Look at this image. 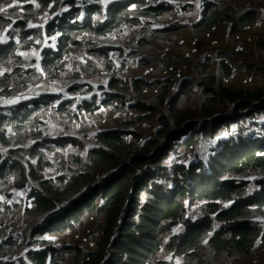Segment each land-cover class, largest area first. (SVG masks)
Returning a JSON list of instances; mask_svg holds the SVG:
<instances>
[{"label": "trees", "instance_id": "1", "mask_svg": "<svg viewBox=\"0 0 264 264\" xmlns=\"http://www.w3.org/2000/svg\"><path fill=\"white\" fill-rule=\"evenodd\" d=\"M239 1L203 0L200 4L199 0H180L174 6V0L161 4L147 0H0L1 6L19 2L23 3L21 9L47 11L51 16L44 35L50 40L43 38L32 66L27 67L26 63L25 69L18 65L22 58L12 41L0 44V91L26 88L43 78L55 84L62 79L61 83L66 84L60 95L45 94L59 97L56 103L42 101L43 94L32 99L23 96L15 105L23 104L28 114L0 117V196H5L0 202V237L5 226L17 230L16 235L0 238V264H168L157 256L161 249L177 255L179 264H247L256 258L254 244L258 238L264 251V223L262 232H258L264 217V133L260 132L264 122L258 124V130H252L254 135L242 136L245 124L257 123L250 120L251 111L238 113L247 105L264 106V101L258 102L264 96V30L254 46L244 50L257 55L250 58L247 70L260 77L252 89L227 85L235 67L228 56L220 55L215 64L209 56L200 58L193 63L191 75L176 77L168 72V67L165 72L158 71L161 66L178 62L173 48L163 55V61H157L148 76L127 82L117 76L124 64L116 67L109 52L114 48L112 44H122L109 33L124 24L128 28L145 24L146 36L138 40L144 48L151 49L155 40L174 42L183 32L180 27L187 26V21L181 22L190 9L200 10L194 23L195 35L219 23L222 17L233 23L224 28L230 34H238L257 19L256 8L249 5L239 6L242 9L235 17ZM258 4L264 7V0H258ZM179 7L184 15L169 23L168 15ZM17 9L9 5L8 15H0V34L13 20L15 28L23 29L28 24ZM140 17L153 20L142 21ZM191 27L192 23L188 28ZM21 34L25 37L27 31L22 30ZM53 34L58 35L56 40L51 39ZM34 46V41L27 39L22 49ZM116 48L122 50L120 46ZM84 61L87 72H77L75 69ZM100 66L113 70L115 75L82 77L95 75ZM68 73L70 79L65 77ZM97 79L104 90L99 94L101 103L94 91ZM152 89L158 101L154 107L142 100L143 94ZM111 94L120 98H115L105 111L102 95ZM117 107L130 110L128 120L138 117L139 122L158 112L155 122L159 139L128 131L120 122L108 129L85 126L88 117L105 119ZM160 107L162 111H158ZM139 110L148 113L139 115ZM220 112L229 113L215 117L209 125L199 124L200 117L211 118ZM46 114H51L63 128L60 137H56V132L45 133L62 147L49 152L59 158L67 146L77 149L76 153H67L68 162L58 173L45 174L46 168L51 167L48 152L43 155L33 148L20 150L25 140L41 137L39 124L43 122L46 128L47 123L39 118ZM8 126L15 130V137L5 135ZM222 126L227 130L217 140L216 153L207 166L209 172L204 161L195 160L188 167L175 164L172 177H166L170 184L157 182L158 165L176 144L178 135L190 134L184 142L188 145L196 139L198 129L208 142L220 133ZM151 130L147 129L149 133ZM2 149L17 158L7 164ZM257 171V188L247 194L244 179ZM15 190H25L24 196L15 200ZM195 204L202 206L203 217L193 221L186 218V205ZM22 215L26 219H21ZM92 220L99 229L96 239L86 242L78 237L73 244L74 238L69 235H78ZM175 223H182L183 234L170 235L163 245L162 235L169 233ZM58 242L64 243L58 246Z\"/></svg>", "mask_w": 264, "mask_h": 264}, {"label": "rangeland", "instance_id": "2", "mask_svg": "<svg viewBox=\"0 0 264 264\" xmlns=\"http://www.w3.org/2000/svg\"><path fill=\"white\" fill-rule=\"evenodd\" d=\"M180 0H174V6L178 3ZM188 1H197V0H188ZM243 0H240L238 4L236 5V12H235V17L239 15V12L241 11L242 7H239V3L242 2ZM249 3H258V0H248ZM23 3L19 2H12L9 5H15L18 7V11L21 13L20 18L23 20H28V24L22 29L21 27L15 28L14 27V22L8 24L7 26L4 27L3 32L0 34V44L1 43H8L12 41L18 48L15 50L18 54L21 55L22 62L21 64H18L22 66L23 68L26 69L23 65H25L27 62L30 63L32 66L34 64V60L38 58L40 50H36L40 48L43 38L44 41L47 40V37L45 35L46 33V27L48 24H51V16L50 13L47 11L41 12V11H36L35 9L33 10H24L21 9ZM1 6L0 5V15H8L6 8L9 6ZM200 10L193 11L190 9L188 11V14L185 16V18L182 20L181 23L184 21H187L188 23H192V27L188 28L187 26L180 27L181 30L184 32L185 30H188L192 34V39L190 43V47L184 50H174V55L178 58L183 59V64L185 66V75H191L192 74V65L193 63L205 56H209L212 59V63L215 64L218 61V58H220V55L223 57H229V60L232 59V63H234V72L235 76L231 79L228 80L227 85L230 87H236V88H245V89H252L256 85L259 84V75L258 74H250L249 77L243 76L245 71L249 69V65H251V59L257 58L256 54H249V51H244L245 49H248L252 46V43L254 42L253 35L251 32H244L241 33L239 36L235 37L233 34H230L227 29H225L223 26V22L226 18L222 17L221 21L219 22L221 25V28H211L209 30H206L198 35H195L193 32V28L196 24H194L199 15ZM142 21H147V20H153L150 17H140ZM233 24V23H232ZM183 26V24H180ZM27 31V36L23 37L21 34V31ZM57 34H53L51 36V39H56ZM27 39H32L35 43L36 46L28 49V50H23L22 46L24 45V42ZM105 41V39L103 38ZM240 47V48H238ZM243 48V49H242ZM95 57V56H94ZM245 59L248 62H242L240 60ZM242 63H245V65H241ZM254 63V62H253ZM176 63H170L166 66H161L158 71L160 72H165L167 70V67L174 65ZM260 64L263 67V64L260 61ZM86 62H82L79 66V68L75 69L77 72H87L86 71ZM256 65V64H254ZM259 71L262 68H258ZM153 75V74H152ZM243 76V77H242ZM65 77L70 79L72 76L70 73L66 74ZM152 77V76H150ZM62 79L57 81V84L53 83L51 85V82L48 79L43 78L40 83L34 84V85H29L26 88H21V89H12L8 88V91H0V95L5 96L4 99L0 100V117H12V116H22L25 114H28V112L25 110L24 105L20 104L16 106L15 104L18 103L16 97H12V95H17L18 93H26L25 98L28 99L30 98V94L33 92H41L42 95V101H52V103H56L58 101L59 97H55L53 95H48L46 96L45 94H48L49 92H54L58 95L62 93L66 89V84L61 83ZM252 83L250 87H247L248 83ZM73 83V82H72ZM94 86H97V84H94ZM78 87V86H77ZM79 89V87H78ZM78 90L75 92L77 93ZM114 94V93H113ZM113 94L111 95H102L104 99V107L107 108L109 104H112V101H114L115 98H120V97H115ZM40 97V96H39ZM38 98V97H37ZM124 99L126 98L125 96L123 97ZM137 96H134V101L137 100ZM142 100L146 102L148 105H157V99H156V91L152 89V91H147L143 94ZM110 101V103H108ZM257 101V99H256ZM15 105V106H12ZM125 105V104H124ZM40 106V105H39ZM38 106V107H39ZM137 109V108H136ZM163 107H160L158 111H162ZM246 111H251L250 115V120L252 122L257 123V125L254 124H245L244 128V133H241L240 135L242 136H249L254 135L255 133L252 132V130H258V124H261L264 122V106H252V105H247L241 110L238 111V113L241 112H246ZM140 114L148 113V112H142L140 111ZM101 113L105 114L104 111ZM229 112H220L216 114L214 117L208 118V117H200L199 118V124L200 125H209L211 121L214 120L215 117H222L227 115ZM158 114L155 113L154 116L151 119L145 120V121H138L137 119L134 120H128L122 123L121 126L122 128L128 130V131H137L145 135V138L148 137V135L153 136L156 139H159L157 136V131L159 129L157 123L155 122V117ZM138 115V116H139ZM51 118L52 120H50ZM91 117L87 118V122L84 123L85 126L87 127L88 125L93 124L94 126H100L102 124V119L103 116L101 117L100 120L97 118L95 119H90V122H88V119ZM45 123H47L46 128L43 127V122L39 124V128L41 129V137L38 139H27L23 144L20 145V150L24 151L25 149L31 150L32 148L35 151H40L41 153L48 152L47 153V160L51 164V167H47L45 170V174L53 172V173H58L61 171V166L65 165L68 162L67 158V153L68 152H73L76 153L77 149L74 146H67L63 151H62V156L61 157H56L53 152L49 151H54L58 148H62L57 146L56 140H50L45 136L46 132L49 133H55L56 137H60L61 131L63 130L62 126L60 125L59 121L56 120L51 114H46L44 118H39ZM7 121V120H5ZM119 124V123H118ZM117 125V124H116ZM108 126L107 124L104 125V127ZM252 127V128H250ZM148 128H151V134L147 131ZM0 127V131H1ZM227 129L222 126L220 128V133H215L212 141H204L205 135L202 134L201 132L197 131V137L196 139L188 144L185 145V139L188 137L190 134L186 135H178L176 139V144H172L171 150L167 152L166 158H164L161 163L158 165V175L159 177L157 178V182L161 184H170V181L166 178L168 175L172 177V169L175 164H182L185 166H190L192 163L195 162V160H201L204 161L202 162L205 167L206 171L209 172L207 166L208 163L211 159V157L216 153L214 152L215 145L217 144V140L222 138L224 135H222L223 132H225ZM5 135L8 138L15 137V130L11 127L8 126L4 130ZM264 133V128L263 131H260ZM1 133V132H0ZM74 136H78L77 134H73ZM130 138V136H128ZM83 140H86L85 137H83ZM70 142L74 141L69 138ZM41 144H43L45 147H41ZM15 147V146H13ZM2 152H5V159L7 164L11 159H16L17 156L14 154H11L8 152L7 149H2ZM80 160V156H78ZM33 161V160H32ZM260 174L258 172H251L249 173L245 179H244V186H245V192L247 194L252 193L256 188L257 184L256 181L259 179ZM25 194V190H15L14 195H15V200H19L22 198ZM141 196H143V193L141 192ZM4 195L0 196V202L4 198ZM187 206V219H191L193 221H196L198 219H201L203 217V211H202V206L201 205H193V206ZM258 218V217H256ZM21 219H26L24 215H22ZM262 220V219H261ZM99 229L95 226L94 221L92 220L89 222V224L81 231H79V234L76 235L77 233H73L69 236H73V244L77 242L75 238H82L83 241L88 242L89 239H96V235L98 233ZM16 228L12 226H5L3 233L1 234V237L4 236L5 234H11V235H16ZM182 235L183 234V226L182 223H175L171 227V230L169 233H165L162 235V241L163 245L167 243V239L170 235ZM0 237V238H1ZM92 241V240H91ZM64 242H58V246L62 245ZM90 248V247H87ZM254 251L256 258H253L250 260L247 264H264V251L261 250V247L259 245V242H256L254 244ZM158 257H160L161 262H166L168 264H179L181 262V259L177 255H173L171 253H167L163 249H161L158 254ZM75 262V261H74ZM233 264H240L239 261H235Z\"/></svg>", "mask_w": 264, "mask_h": 264}, {"label": "built area", "instance_id": "3", "mask_svg": "<svg viewBox=\"0 0 264 264\" xmlns=\"http://www.w3.org/2000/svg\"><path fill=\"white\" fill-rule=\"evenodd\" d=\"M165 1V0H158V2ZM172 0H167V3H171ZM199 3L202 4V0H199ZM239 6H244V2H240ZM257 19L251 27H245L242 29L243 31H251L253 37L256 39L259 38V34L264 30V7L259 6L257 7ZM184 15V10L182 8H177L174 12L168 15L167 21L169 23H175L181 19ZM231 20H225L223 22V27L228 24H231ZM220 23H217L213 26V28H220ZM116 35L122 44H112L114 48H111L109 52L114 60L115 66L119 67L124 64V69L118 72L117 76L124 80L129 81L130 78H143L148 76L156 67L157 61L164 60V54H169L171 49L183 50L185 49L190 43L192 39V34L189 31H185L181 34H178L175 38L174 42L166 43L161 42L159 40H155L152 43V48L147 49L138 44V40L141 37H145L146 34L144 32V27L138 24L130 26L129 28L124 24L121 29L113 30L109 33L108 36ZM237 36V35H236ZM47 40H50V37L46 36ZM57 39V38H56ZM53 39V40H56ZM122 47V50L116 47ZM240 48V47H238ZM132 51H135V54H131ZM145 61V62H142ZM176 64L171 65L168 67V72L175 75L176 77H180L185 73V66L183 64V60L180 58L178 62H174ZM27 67L30 66V63L27 62ZM111 75H115L114 71L103 66H100L98 71L95 75L90 74H82L83 78H101V77H111ZM235 76V72L229 77V79ZM243 76L249 77L246 74V71ZM242 76V77H243ZM228 79V80H229ZM252 83H248L247 86H250ZM94 91L98 94L97 102L101 103L102 99L99 97L100 93L104 90L100 89L99 86H94ZM83 90L86 91V86L83 87ZM26 96V93H19L17 95H12V97H16L18 100L20 97ZM264 97V96H263ZM5 96L0 95V100L4 99ZM32 97L28 98L31 99ZM262 98V97H261ZM264 101V100H263ZM258 102H262L258 99ZM116 105H119L118 101H115ZM107 111V108H104ZM132 115V112L125 107H117L112 109V114L102 119V124L99 126L102 129H108L111 125L117 124L121 121H126ZM88 122L90 120L88 119ZM107 124L108 126L104 127ZM151 134V133H149ZM258 172V171H257ZM259 174V172H258ZM264 217L262 219V224L259 227L258 232L261 233L263 229ZM257 242H260V239H257Z\"/></svg>", "mask_w": 264, "mask_h": 264}, {"label": "crops", "instance_id": "4", "mask_svg": "<svg viewBox=\"0 0 264 264\" xmlns=\"http://www.w3.org/2000/svg\"><path fill=\"white\" fill-rule=\"evenodd\" d=\"M243 2H244V5L254 6L255 8H257V7H259V6H262V5L258 4V3H253V4H251V3H249L248 0H243ZM262 7H263V6H262ZM187 26L189 27V26H190V23H187ZM237 36H239V35H237ZM237 36H235V37H237ZM253 39H254V42L252 43V46H254V44H255V42H256V38L253 37ZM189 47H190V44H189L185 49H187V48H189ZM183 50H184V49H183ZM177 58H178V57H177ZM246 74H250V72L247 71ZM51 84H53V83H51ZM95 84H97V86H99V80H98V79H97V82H95ZM48 94H51V93H48ZM38 95H42V93H41V92H33V93L30 94L31 97H36V96H38ZM52 95H53V94H52Z\"/></svg>", "mask_w": 264, "mask_h": 264}, {"label": "clouds", "instance_id": "5", "mask_svg": "<svg viewBox=\"0 0 264 264\" xmlns=\"http://www.w3.org/2000/svg\"><path fill=\"white\" fill-rule=\"evenodd\" d=\"M114 1H116V0H109V2L111 3V2H114ZM148 2H150L151 4H161V3H167V0H165V1H161V2H158V0H147ZM202 2H203V0H202ZM245 6V5H244ZM256 10H257V8H256ZM217 24V23H216ZM136 25V24H135ZM138 25H140V26H143L144 27V29H145V24L144 23H141V24H138ZM133 26V25H132ZM213 27V26H212ZM211 27V28H212ZM211 28H209V29H211ZM221 28V27H220ZM245 28V27H244ZM209 29H207V30H209ZM206 31V30H205ZM204 32V31H203ZM183 33V32H182ZM241 33H243L242 31L240 32V33H238V34H235V35H233V36H236V35H240ZM181 34V33H180ZM200 34V33H199ZM257 40V39H256ZM177 50V49H176ZM180 60V58H178V61ZM183 60V59H182ZM234 68L235 67H233V73H234ZM247 72V71H246ZM251 74V73H250ZM250 74H248V76L250 75ZM185 75V74H184ZM228 81V80H227ZM19 94V93H18ZM39 96V95H38ZM38 96H36V97H38ZM31 97V96H30ZM32 98H35V97H32ZM31 98V99H32ZM3 199H5V197L3 198Z\"/></svg>", "mask_w": 264, "mask_h": 264}, {"label": "water", "instance_id": "6", "mask_svg": "<svg viewBox=\"0 0 264 264\" xmlns=\"http://www.w3.org/2000/svg\"><path fill=\"white\" fill-rule=\"evenodd\" d=\"M259 100L263 101V100H264V97H262V98H261V99H259Z\"/></svg>", "mask_w": 264, "mask_h": 264}, {"label": "bare ground", "instance_id": "7", "mask_svg": "<svg viewBox=\"0 0 264 264\" xmlns=\"http://www.w3.org/2000/svg\"><path fill=\"white\" fill-rule=\"evenodd\" d=\"M4 236H2V238H3Z\"/></svg>", "mask_w": 264, "mask_h": 264}]
</instances>
